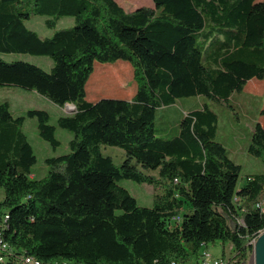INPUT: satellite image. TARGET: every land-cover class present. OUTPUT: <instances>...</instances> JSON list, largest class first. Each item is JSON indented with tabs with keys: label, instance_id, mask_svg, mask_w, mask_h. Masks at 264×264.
<instances>
[{
	"label": "trees",
	"instance_id": "16d2710c",
	"mask_svg": "<svg viewBox=\"0 0 264 264\" xmlns=\"http://www.w3.org/2000/svg\"><path fill=\"white\" fill-rule=\"evenodd\" d=\"M152 2L127 11L116 0H0V87L74 105L51 124L43 109L15 115L0 101V231L14 254L165 264L198 261L201 248L229 242L246 263L250 241L264 230V212L255 207L264 190L263 126L253 122L246 147L263 169L240 184L242 166L216 140L218 115L207 103L187 111L164 139L154 119L157 108L181 97L229 105L249 79L264 78V0ZM32 15L44 16L49 36L26 25ZM65 16L72 24L56 28ZM12 53L48 56L52 65L2 57ZM118 59L132 67L129 98L87 100L94 63ZM27 118L53 148L56 127L72 134L67 152L44 159L41 177L32 176L37 157L22 129ZM102 145L122 148L125 158L116 165ZM121 179L158 189L151 205H139Z\"/></svg>",
	"mask_w": 264,
	"mask_h": 264
},
{
	"label": "rangeland",
	"instance_id": "374dc122",
	"mask_svg": "<svg viewBox=\"0 0 264 264\" xmlns=\"http://www.w3.org/2000/svg\"><path fill=\"white\" fill-rule=\"evenodd\" d=\"M116 1L127 11L133 10V8L138 6H154L152 0ZM43 20L44 16L32 15L26 21V25L40 36H49L52 33V29L46 27ZM71 24L72 18L65 16L57 21L56 28H63ZM2 57L6 60H25L44 69L47 67V62H52L48 56L40 55L12 53L2 54ZM135 87L136 83L133 79L132 67L128 61L123 59L103 63L96 61L93 71L86 82L85 98L90 101L106 96L125 98V96L131 95ZM20 94L21 97L19 96ZM2 100L9 101L12 114H21L28 108L43 109L48 112L49 123L51 124H55L56 118L60 114L72 112V108L69 109L67 106L60 107L40 94L39 96H35L30 90H24L19 87H0V101ZM204 102L218 115L216 140L221 141L228 149L232 158L242 166L240 184L246 174L261 172L263 164L257 157L247 153L246 147L253 125V121L249 124L248 121L258 117L260 115L258 113L259 109L264 106V78L249 79L242 90L235 92L233 98L229 101V105L223 102L218 103L208 100L204 96H188L176 99L174 105L169 108H163V106L162 108H157L154 119L156 136L164 139L166 131L170 133L175 132L178 129L180 118L184 114V108H199ZM170 109H174L176 112ZM22 129L37 157L36 163L32 166V176L41 177L47 172V165L44 159L67 152L68 140L72 134L66 129L56 127L55 136L59 144L53 148L38 135L35 118H27ZM101 152L103 155L110 156L116 165H119L125 158L123 149L117 146L102 145ZM137 166L141 168L139 164ZM143 171L154 177L157 176V171L145 169ZM119 184L129 191L139 205H151L153 193L158 191V189L150 184L128 179H121ZM216 209L221 212L220 208L217 207ZM227 221L233 227L232 220L227 217ZM230 245L229 242H216L215 244L208 245L207 249L211 254L219 256L222 253V249H224V254H228ZM245 264H253L252 252L248 254Z\"/></svg>",
	"mask_w": 264,
	"mask_h": 264
},
{
	"label": "built area",
	"instance_id": "2783aa9c",
	"mask_svg": "<svg viewBox=\"0 0 264 264\" xmlns=\"http://www.w3.org/2000/svg\"><path fill=\"white\" fill-rule=\"evenodd\" d=\"M255 207H257L260 212H264V190L261 192L260 196L255 201ZM178 219V216H176ZM239 224H242V220L238 219ZM254 240L250 243L253 245ZM24 256L30 255H16L14 254L12 248L9 244L0 238V264H35L24 263ZM165 264H240V259L233 256V251L231 245L228 248V254H224V249L219 256L211 254L208 249L200 250L199 259L195 262H182L179 260H170Z\"/></svg>",
	"mask_w": 264,
	"mask_h": 264
},
{
	"label": "water",
	"instance_id": "95a60500",
	"mask_svg": "<svg viewBox=\"0 0 264 264\" xmlns=\"http://www.w3.org/2000/svg\"><path fill=\"white\" fill-rule=\"evenodd\" d=\"M69 104L70 103H65L63 107H66ZM73 108L74 105H72V109ZM252 258L253 264H264V230L256 236L253 242Z\"/></svg>",
	"mask_w": 264,
	"mask_h": 264
},
{
	"label": "crops",
	"instance_id": "0c3cea01",
	"mask_svg": "<svg viewBox=\"0 0 264 264\" xmlns=\"http://www.w3.org/2000/svg\"><path fill=\"white\" fill-rule=\"evenodd\" d=\"M124 8V7H123ZM136 8V7H135ZM125 9V8H124ZM134 9V8H133ZM51 65H52V62H47V67H46V69H49L50 67H51ZM245 86V85H244ZM31 92H33V94L35 95V96H39V94L36 92V91H33V90H30ZM20 97H21V94L19 95ZM42 96V95H41ZM234 96V95H233ZM125 97H128L129 98V96H125ZM176 102V101H175ZM174 102V103H175ZM174 103H172V104H170V105H166V106H163V108H169V107H171L172 105H174ZM10 107H11V104H10ZM264 106H262L260 109H262ZM162 108V107H161ZM185 109V111H184V114L187 112V111H189V110H191V109H194V108H184ZM259 109V110H260ZM167 111H169L168 109H166ZM170 110H172V111H174V112H176V110H174V109H170ZM19 111V110H18ZM21 111V110H20ZM183 111V110H182ZM18 113H21V112H18ZM258 113H259V111H258ZM183 114V115H184ZM16 115V114H15ZM182 115V116H183ZM180 116V115H179ZM181 116V117H182ZM181 119V118H180ZM259 121L260 123H261V125L263 126V128H264V117L262 116V115H259L258 117H256V118H254V119H250V121H248V124L250 123V122H254V121ZM27 121V119L25 120V122ZM24 122V123H25ZM24 125V124H23ZM167 132L168 131H166L165 133L167 134ZM229 156L230 157H232L230 154H229ZM236 161V160H235ZM237 162V161H236Z\"/></svg>",
	"mask_w": 264,
	"mask_h": 264
},
{
	"label": "bare ground",
	"instance_id": "6f19581e",
	"mask_svg": "<svg viewBox=\"0 0 264 264\" xmlns=\"http://www.w3.org/2000/svg\"><path fill=\"white\" fill-rule=\"evenodd\" d=\"M67 108L71 109L72 106L71 105H67ZM0 238L3 239L1 231H0ZM204 249H207V247L201 248L200 250H204ZM33 262H35V264H73V263L68 262V261L42 262L41 260L36 259L33 256H24V263H33Z\"/></svg>",
	"mask_w": 264,
	"mask_h": 264
}]
</instances>
